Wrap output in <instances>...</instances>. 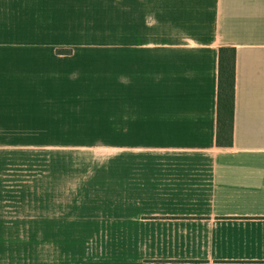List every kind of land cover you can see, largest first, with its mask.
Returning a JSON list of instances; mask_svg holds the SVG:
<instances>
[{
  "label": "crops",
  "instance_id": "0c3cea01",
  "mask_svg": "<svg viewBox=\"0 0 264 264\" xmlns=\"http://www.w3.org/2000/svg\"><path fill=\"white\" fill-rule=\"evenodd\" d=\"M16 11L0 40V264H264V0ZM221 46L235 48L226 147ZM75 123H111L114 150L77 168Z\"/></svg>",
  "mask_w": 264,
  "mask_h": 264
},
{
  "label": "trees",
  "instance_id": "16d2710c",
  "mask_svg": "<svg viewBox=\"0 0 264 264\" xmlns=\"http://www.w3.org/2000/svg\"><path fill=\"white\" fill-rule=\"evenodd\" d=\"M235 101V48L218 49V76L216 95V144L220 147L233 143Z\"/></svg>",
  "mask_w": 264,
  "mask_h": 264
},
{
  "label": "rangeland",
  "instance_id": "374dc122",
  "mask_svg": "<svg viewBox=\"0 0 264 264\" xmlns=\"http://www.w3.org/2000/svg\"><path fill=\"white\" fill-rule=\"evenodd\" d=\"M19 0H0V40L12 39L16 33L9 23L15 18ZM12 27V28H11ZM111 123H75L77 168L84 164L82 153L114 150ZM108 126V127H107Z\"/></svg>",
  "mask_w": 264,
  "mask_h": 264
}]
</instances>
